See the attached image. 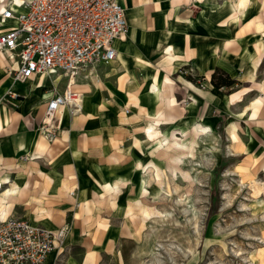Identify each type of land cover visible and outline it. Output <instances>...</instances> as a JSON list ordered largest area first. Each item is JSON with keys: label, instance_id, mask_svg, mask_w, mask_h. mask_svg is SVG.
I'll return each instance as SVG.
<instances>
[{"label": "crops", "instance_id": "0c3cea01", "mask_svg": "<svg viewBox=\"0 0 264 264\" xmlns=\"http://www.w3.org/2000/svg\"><path fill=\"white\" fill-rule=\"evenodd\" d=\"M214 1L119 0L127 35L115 41L116 58L108 71L94 66L90 81L77 85L81 110L61 115L52 142L37 130L51 93L43 89L46 77L13 83L16 65L0 55V218L6 213L49 230L67 228L62 247L44 264H124L127 223L149 174L147 122L158 125L160 139L153 144L162 146V120L172 114L168 110L177 95L199 98L192 88L195 76L182 70L194 71L210 86L224 59L216 49L231 46L229 30L216 36V18L225 21L227 12ZM1 2L18 10L19 2ZM12 26L6 21L0 31ZM242 62L249 81L254 63ZM9 87L16 98L5 96ZM36 87L42 88L39 95Z\"/></svg>", "mask_w": 264, "mask_h": 264}, {"label": "rangeland", "instance_id": "374dc122", "mask_svg": "<svg viewBox=\"0 0 264 264\" xmlns=\"http://www.w3.org/2000/svg\"><path fill=\"white\" fill-rule=\"evenodd\" d=\"M214 3L227 12L225 21L216 18V36L229 30L231 46L216 49L224 59L213 73L232 84L215 88L211 77L209 86L194 71L182 70L195 76L199 98L178 94L172 114L162 120L167 143L151 142L145 151L149 174L127 223L124 264H264V0ZM247 60L254 63L249 81L242 62ZM98 67L102 73L109 65ZM92 68L74 76L75 88L90 81ZM42 76L44 91L51 82L62 91L69 77ZM40 92L36 87L34 95ZM229 125L236 133L232 139ZM171 130L178 145L166 139Z\"/></svg>", "mask_w": 264, "mask_h": 264}, {"label": "built area", "instance_id": "2783aa9c", "mask_svg": "<svg viewBox=\"0 0 264 264\" xmlns=\"http://www.w3.org/2000/svg\"><path fill=\"white\" fill-rule=\"evenodd\" d=\"M16 7L0 11V26L13 22L0 31V55L16 65L13 83L57 72L69 75L62 91L51 84L37 123L39 135L52 142L61 130V115L71 117L81 110L82 93L70 81L87 67L114 61V43L126 37L128 24L119 0H25ZM5 96L18 95L9 87ZM66 231L23 218H0V264H44L62 247Z\"/></svg>", "mask_w": 264, "mask_h": 264}, {"label": "bare ground", "instance_id": "6f19581e", "mask_svg": "<svg viewBox=\"0 0 264 264\" xmlns=\"http://www.w3.org/2000/svg\"><path fill=\"white\" fill-rule=\"evenodd\" d=\"M14 1V3H18L19 1L18 0H13ZM198 1H203V0H198ZM239 2H244V0H239ZM4 9V4L1 2L0 3V11H2ZM168 49V48H167ZM171 50V49H170ZM172 53V52H171ZM167 54H168V52H167ZM59 79V77L56 79V80H58ZM71 83H75V80H74V78H72V80L70 81ZM153 89H154V91H155V89H156V87L155 86H153ZM156 92V91H155ZM158 95V94H157ZM234 127H235V125H234ZM144 132V131H143ZM226 132H227V134H228V136H230L231 137V139L232 138H234L235 136H236V133H235V131H234V129H233V125H229L228 126V128L226 129ZM145 135H147V137H148V139H149V141H151V142H154L155 140H158V139H160V134H159V132H158V125L156 124V123H154V122H150L146 127H145ZM168 137L166 138L167 140H170L174 145H178L179 143V139H178V137H177V132H175L174 130H171L168 134ZM236 139V138H235ZM160 141V140H159ZM161 142V141H160ZM167 142H166V140H165V138H164V136H163V134H162V146H164L165 144H166ZM158 144V143H157ZM136 166V168H139V169H141L142 168V165L137 161L136 162V164H135ZM146 171V170H145ZM146 184V183H145ZM115 188H117V187H115ZM118 189V188H117ZM116 190V189H115ZM8 216H9V214H7ZM6 216V213H3L2 214V216H1V218H4Z\"/></svg>", "mask_w": 264, "mask_h": 264}, {"label": "trees", "instance_id": "16d2710c", "mask_svg": "<svg viewBox=\"0 0 264 264\" xmlns=\"http://www.w3.org/2000/svg\"><path fill=\"white\" fill-rule=\"evenodd\" d=\"M217 79V80H216ZM226 80V79H225ZM219 81V78H216V72H214L211 75V84L213 85V87L215 88H220L221 86H229L230 84H232V81L228 80L227 77V81Z\"/></svg>", "mask_w": 264, "mask_h": 264}]
</instances>
